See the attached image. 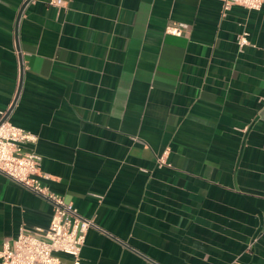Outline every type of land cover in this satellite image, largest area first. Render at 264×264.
I'll list each match as a JSON object with an SVG mask.
<instances>
[{"label": "crops", "instance_id": "1", "mask_svg": "<svg viewBox=\"0 0 264 264\" xmlns=\"http://www.w3.org/2000/svg\"><path fill=\"white\" fill-rule=\"evenodd\" d=\"M24 1L0 0V111L93 221L80 264H264V4ZM52 209L0 173V247Z\"/></svg>", "mask_w": 264, "mask_h": 264}, {"label": "built area", "instance_id": "2", "mask_svg": "<svg viewBox=\"0 0 264 264\" xmlns=\"http://www.w3.org/2000/svg\"><path fill=\"white\" fill-rule=\"evenodd\" d=\"M221 2L223 10L232 5L259 10L264 4V0ZM49 3L61 6L64 1L50 0ZM183 27L182 23L171 22L166 25L165 32L179 36ZM237 43L239 46L247 44L245 32L237 36ZM262 49L264 54V45ZM6 113L0 111V173L49 201L53 209L47 227L18 228L13 244L4 243L0 247V264H66L61 255L69 256L71 264H80L81 248L93 221L80 216L72 202L51 192L43 183L41 157L33 148H27L37 142L36 134L12 124ZM158 161L165 164L164 155Z\"/></svg>", "mask_w": 264, "mask_h": 264}, {"label": "water", "instance_id": "3", "mask_svg": "<svg viewBox=\"0 0 264 264\" xmlns=\"http://www.w3.org/2000/svg\"><path fill=\"white\" fill-rule=\"evenodd\" d=\"M27 2H28V0L24 1L23 5H22V8L25 6V4H26ZM22 8L20 9V11H19V12H21V11H22Z\"/></svg>", "mask_w": 264, "mask_h": 264}]
</instances>
